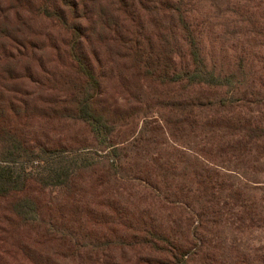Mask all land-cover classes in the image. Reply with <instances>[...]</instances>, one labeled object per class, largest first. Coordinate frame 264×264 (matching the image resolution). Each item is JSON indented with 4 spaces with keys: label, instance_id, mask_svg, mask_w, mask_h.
<instances>
[{
    "label": "trees",
    "instance_id": "obj_1",
    "mask_svg": "<svg viewBox=\"0 0 264 264\" xmlns=\"http://www.w3.org/2000/svg\"><path fill=\"white\" fill-rule=\"evenodd\" d=\"M258 10L0 0V264H264Z\"/></svg>",
    "mask_w": 264,
    "mask_h": 264
},
{
    "label": "rangeland",
    "instance_id": "obj_2",
    "mask_svg": "<svg viewBox=\"0 0 264 264\" xmlns=\"http://www.w3.org/2000/svg\"><path fill=\"white\" fill-rule=\"evenodd\" d=\"M207 11L214 18L213 21L215 23L224 22V19L221 18V17L215 18L214 14H215L216 11L214 9L207 8ZM202 14H204V12H202ZM257 14H264V12H263V10H258ZM210 42L211 41H209V37H208V39L206 37V46H207L208 53H210V48H211ZM212 43H215V42L212 41ZM225 44L230 46L229 42H225ZM213 54L218 56V57H220V58L227 57L226 62H228V61L232 62L234 60V58H232V55H234V52H232L229 48H227L224 53L221 52L218 48H216V51L213 52ZM256 55H257L258 58H256V62L253 65V70L252 71L256 72V73L257 72H261V74L258 76V78H260V77L264 78V43L261 44L260 50L258 51V53ZM251 239H253V237Z\"/></svg>",
    "mask_w": 264,
    "mask_h": 264
}]
</instances>
